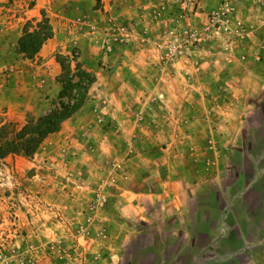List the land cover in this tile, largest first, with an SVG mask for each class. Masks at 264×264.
Masks as SVG:
<instances>
[{
	"label": "crops",
	"instance_id": "1",
	"mask_svg": "<svg viewBox=\"0 0 264 264\" xmlns=\"http://www.w3.org/2000/svg\"><path fill=\"white\" fill-rule=\"evenodd\" d=\"M217 3L202 1L193 25ZM228 27L171 65L134 40L98 73L79 57L100 88L30 164L55 172L0 160L14 166L15 183L40 181L23 187L41 204L35 226L25 217L28 234L66 235L82 253L75 264H264V0H232ZM259 139L251 155L246 146ZM78 177L83 186L72 185ZM100 191L106 203L96 206Z\"/></svg>",
	"mask_w": 264,
	"mask_h": 264
},
{
	"label": "rangeland",
	"instance_id": "2",
	"mask_svg": "<svg viewBox=\"0 0 264 264\" xmlns=\"http://www.w3.org/2000/svg\"><path fill=\"white\" fill-rule=\"evenodd\" d=\"M158 8V0H0V126L8 122L22 126L49 109L60 90L57 82L60 73L56 61L58 53L70 55L75 51L84 66L98 73L104 69L103 61L130 40L153 46L160 31L153 15ZM43 18L51 26L52 37L32 59H26L16 52L18 40L27 22H39ZM120 29L124 30L125 38L120 35ZM106 42L113 47L111 53H106ZM99 85L89 88L85 105L91 102ZM260 141L246 146L251 155L259 153ZM41 147L42 144L31 158L20 156L29 162L23 167V172H55L50 167L48 170L37 168L36 162L35 166L30 165L33 158L38 159L36 155ZM234 171L230 166L226 172ZM0 172H8L3 181L0 180V264L80 263V247H73L66 235L59 241L52 237L51 232L37 238L25 230V217L35 226L41 204L38 206L37 193L24 191L23 187L34 190L33 186L40 181L23 177L15 183L14 166L3 161L0 162ZM67 175L72 176L71 173ZM63 182L69 186L71 183L84 185L81 177L71 183L67 180ZM64 183L59 182L58 186L64 187ZM47 186L51 188L50 184ZM69 186H65L59 194L60 201H68L66 191ZM98 193L103 192H95L93 197ZM52 194L47 193L45 200H51ZM64 212L62 216L66 217ZM73 250H77L76 253Z\"/></svg>",
	"mask_w": 264,
	"mask_h": 264
},
{
	"label": "trees",
	"instance_id": "3",
	"mask_svg": "<svg viewBox=\"0 0 264 264\" xmlns=\"http://www.w3.org/2000/svg\"><path fill=\"white\" fill-rule=\"evenodd\" d=\"M51 37L47 19L31 20L23 28L16 52L32 59ZM56 61L60 66L57 77L60 90L56 99L42 115L27 120L22 126L16 122L0 126V160L8 156L31 158L49 135L59 131L62 123L85 105L94 75L82 66L75 51L70 55L58 53Z\"/></svg>",
	"mask_w": 264,
	"mask_h": 264
},
{
	"label": "built area",
	"instance_id": "4",
	"mask_svg": "<svg viewBox=\"0 0 264 264\" xmlns=\"http://www.w3.org/2000/svg\"><path fill=\"white\" fill-rule=\"evenodd\" d=\"M158 1L159 8L153 15L160 31L153 50L161 64L171 65L187 59L196 49L212 42L219 35L229 34L232 0H217V6L205 14L204 21L198 26H194L193 22L201 13L200 4L204 0ZM120 31V35L125 38L124 30ZM105 49L106 53L113 51L109 42L105 43ZM157 101H163L162 94L157 95ZM94 199L96 206L106 203V197L102 193H98Z\"/></svg>",
	"mask_w": 264,
	"mask_h": 264
}]
</instances>
